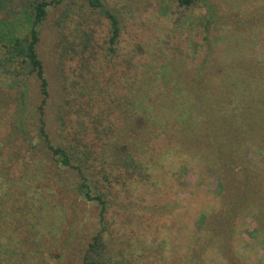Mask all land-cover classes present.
I'll use <instances>...</instances> for the list:
<instances>
[{"label": "trees", "instance_id": "16d2710c", "mask_svg": "<svg viewBox=\"0 0 264 264\" xmlns=\"http://www.w3.org/2000/svg\"><path fill=\"white\" fill-rule=\"evenodd\" d=\"M87 1L110 20L108 50L114 54L121 37L119 17L102 0ZM176 1L185 9L202 4L209 14L202 22L211 31L217 18L212 0ZM59 2L21 0L20 15L0 26V76L6 74L10 89L16 91L11 96V125L0 138V264H44L47 254L59 264H67L74 256L82 264H113L134 253V244L125 240L124 233L119 232L112 245L109 242L120 228L108 218L115 204L113 185L121 184L125 191L133 183L149 186L157 177L154 171L161 158L182 155L205 162L218 183L215 196L221 207L200 209L194 221L179 210L168 222L164 211L170 207L169 196L156 184L165 199L157 196L144 215L150 228L147 258H163L160 262L155 258L154 264H264V257L250 260L245 247L246 239L252 238V225L264 241V168L258 160L262 141L257 151L258 130L264 131V77L219 64L220 58L215 66L202 62L187 73L168 67L146 74L136 69L131 74L127 113L147 131L122 132L109 126L102 135L107 140L98 172L104 181L98 180L89 164L93 155L82 157L79 146L64 144L68 114L58 103L60 94L55 112L51 111L52 83L39 47L47 8ZM91 38L84 34L78 42L81 54L89 49L96 53ZM32 74L39 84L36 97L28 88ZM86 89L93 96L94 87ZM3 103L0 100V113L6 112ZM197 178L198 183L179 182L180 191L190 194L178 198L179 203L194 195L193 184L211 193L208 182ZM70 194L75 199L71 197L69 207ZM9 232L18 235L16 245H11Z\"/></svg>", "mask_w": 264, "mask_h": 264}, {"label": "rangeland", "instance_id": "374dc122", "mask_svg": "<svg viewBox=\"0 0 264 264\" xmlns=\"http://www.w3.org/2000/svg\"><path fill=\"white\" fill-rule=\"evenodd\" d=\"M20 1L0 0V26L13 22L20 15ZM212 1L217 18L208 32L202 19L208 18L209 14L202 4L185 9L179 7L176 0H102L105 8L121 21V37L114 54L108 50L112 33L110 20L101 9L90 6L87 0H60L56 7L47 8L45 35L39 52L52 83L50 90L54 104L51 111L55 112L60 94L58 103L65 106L68 114L63 130L67 137L64 144L79 146L82 157L93 155L89 164L96 170L98 180L104 181L98 172L102 166L103 143L107 140L102 135L107 134L108 127L122 132H130L132 128L136 132L147 131L141 122L127 113L130 109L131 74L136 69L146 74L160 72L168 67L172 71L179 68L187 73L202 62L215 66L220 58L219 64H231L245 73L264 77V0ZM84 34L92 35L91 44L96 53L89 49L81 54L78 42ZM206 35L211 41L210 45ZM8 78L6 74L0 76V100L4 101L3 107L6 109V112L0 113V138L5 137L11 125L14 102L11 96L16 94L10 89ZM91 87H94L93 96H89L86 89ZM28 88L32 96L39 95V84L34 74L28 80ZM135 117L139 118V115ZM129 122H134L135 126H129ZM262 129L258 130L257 151L262 148L259 142L264 143ZM86 152H90L89 155ZM247 154L249 159L253 158L250 153ZM259 154L261 157L258 160L264 168V149ZM156 166L154 172L157 177L154 176L153 184L149 186L133 183L129 185V191H125L121 184L113 185L115 190L111 194L115 204L108 218L112 226L120 228L112 235L113 239L109 238V242L112 245L120 233H124L125 240L134 244L132 250L135 251L120 257L113 264H154L156 259L158 262L163 259L159 256L156 259L147 258L150 228L145 223L144 215L150 211L151 204L157 201V196L165 199L156 191V184L169 196L170 207L164 211L168 222L179 210L186 212L189 219L194 221L200 209L217 210L221 207L219 198L215 196L219 190L218 183L204 161L186 155L171 156L161 158ZM119 171L114 169V172ZM188 171L189 175L186 176ZM198 176L208 182L206 184L212 194L207 192L205 186L200 185L201 190L193 184L190 190L194 195L179 203L178 198L183 200L190 196L180 191L179 182L186 180L191 184L198 183ZM71 194L68 204L71 197L75 199ZM132 217L137 227L132 226ZM189 223L192 224V221ZM256 233L252 225V238L246 239L245 247L250 254L249 259L256 257L257 261L264 257V241ZM8 235L11 236V245H16L18 235L13 232ZM254 239H257V244L253 242ZM171 255L174 257L173 252ZM44 264L59 263L47 254ZM67 264L82 263L74 256Z\"/></svg>", "mask_w": 264, "mask_h": 264}]
</instances>
